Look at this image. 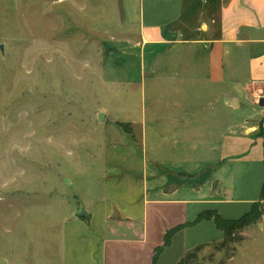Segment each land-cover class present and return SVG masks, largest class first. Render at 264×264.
Returning a JSON list of instances; mask_svg holds the SVG:
<instances>
[{
    "label": "rangeland",
    "instance_id": "rangeland-1",
    "mask_svg": "<svg viewBox=\"0 0 264 264\" xmlns=\"http://www.w3.org/2000/svg\"><path fill=\"white\" fill-rule=\"evenodd\" d=\"M138 38L124 24L118 0H0V264H60L62 224L101 193L105 136L119 121L137 117L153 131L157 117L167 130L168 118L182 114L177 102L210 101L220 121L252 114L245 105L223 109L221 116L201 58H184L180 51L161 55L158 63L165 67L151 66ZM172 57L176 63L169 64ZM144 76L156 78L141 86L135 77ZM178 94L194 98L175 100ZM130 129L140 140V123L131 122ZM169 135L156 144V154L172 146ZM261 205L259 219L234 232L240 242L221 248L225 233L219 229L218 237L190 248L173 245L161 264L186 255L187 264L259 261Z\"/></svg>",
    "mask_w": 264,
    "mask_h": 264
},
{
    "label": "crops",
    "instance_id": "crops-1",
    "mask_svg": "<svg viewBox=\"0 0 264 264\" xmlns=\"http://www.w3.org/2000/svg\"><path fill=\"white\" fill-rule=\"evenodd\" d=\"M118 2L124 24L139 35L140 55L149 54L151 66L156 62V67H165L159 58L169 53L199 57L206 69L204 81L218 92L220 115L223 109L245 105L252 114L220 121L210 101L177 102L174 107H182V114L168 118L167 130L160 128L157 117L153 131L139 118H130L140 123V140L120 126L111 128L97 175L101 193L82 205L84 221L76 209L63 222L60 264H153L165 233L183 225L160 253L161 264L173 245L194 246L220 235L215 236L219 229L210 220L192 223L198 213L215 210L229 218L246 212L259 200L264 183V105L258 104L264 100V0ZM147 64L141 61L142 67ZM151 78L156 77L135 80L142 86ZM166 131L172 146L156 154ZM151 132L157 141H151ZM259 238L262 257H254L253 264H264V224Z\"/></svg>",
    "mask_w": 264,
    "mask_h": 264
},
{
    "label": "trees",
    "instance_id": "trees-1",
    "mask_svg": "<svg viewBox=\"0 0 264 264\" xmlns=\"http://www.w3.org/2000/svg\"><path fill=\"white\" fill-rule=\"evenodd\" d=\"M118 126H120L124 131L133 133V131L130 129L129 123H117ZM260 132L264 133V128L260 126ZM262 203H264V183L262 184L260 188V194H259V200L252 203L250 209L246 212H244L241 216L237 218H224L222 217L217 211L215 210H205L200 213H198L195 222H199L202 220H212L214 222V225L224 231L225 237L222 243V247L224 248V244H230V243H238L242 239L241 237H234V232L236 230L241 229L244 226H247L253 222H255L262 214ZM183 225L176 226L172 229H169L165 235H164V241L163 244L156 247L153 255V264H157L158 257L160 253L163 251V249L168 246L171 242L172 236L177 232ZM234 251V250H233ZM184 256L182 259L180 258L176 264H187L185 263ZM232 256L229 257V259Z\"/></svg>",
    "mask_w": 264,
    "mask_h": 264
},
{
    "label": "water",
    "instance_id": "water-1",
    "mask_svg": "<svg viewBox=\"0 0 264 264\" xmlns=\"http://www.w3.org/2000/svg\"><path fill=\"white\" fill-rule=\"evenodd\" d=\"M233 104H235L234 101H233ZM258 104L263 106L264 100H259ZM85 214H86V212L82 209L79 213H77V216L81 217V216H84Z\"/></svg>",
    "mask_w": 264,
    "mask_h": 264
},
{
    "label": "built area",
    "instance_id": "built-area-1",
    "mask_svg": "<svg viewBox=\"0 0 264 264\" xmlns=\"http://www.w3.org/2000/svg\"><path fill=\"white\" fill-rule=\"evenodd\" d=\"M258 103H259V101H258Z\"/></svg>",
    "mask_w": 264,
    "mask_h": 264
}]
</instances>
